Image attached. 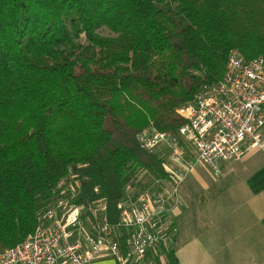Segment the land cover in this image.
Listing matches in <instances>:
<instances>
[{"label": "trees", "instance_id": "16d2710c", "mask_svg": "<svg viewBox=\"0 0 264 264\" xmlns=\"http://www.w3.org/2000/svg\"><path fill=\"white\" fill-rule=\"evenodd\" d=\"M231 50L264 57V0H0V252L76 181L115 221L126 186L165 176L139 131L177 135Z\"/></svg>", "mask_w": 264, "mask_h": 264}, {"label": "built area", "instance_id": "2783aa9c", "mask_svg": "<svg viewBox=\"0 0 264 264\" xmlns=\"http://www.w3.org/2000/svg\"><path fill=\"white\" fill-rule=\"evenodd\" d=\"M221 79L203 86L194 101L176 109L184 120L177 135L152 126L137 134L138 145L163 159L165 176L128 185L108 221V203L97 196L88 206L71 199L79 182L37 213L35 229L0 252V264H88L112 258L118 264H147L162 258L175 238V210L184 180L200 164L212 173L219 162L239 161L245 152L264 153V57L246 59L231 50Z\"/></svg>", "mask_w": 264, "mask_h": 264}, {"label": "crops", "instance_id": "0c3cea01", "mask_svg": "<svg viewBox=\"0 0 264 264\" xmlns=\"http://www.w3.org/2000/svg\"><path fill=\"white\" fill-rule=\"evenodd\" d=\"M200 164L184 180L175 210L172 256L160 264H264V153ZM150 257L147 264L155 263ZM88 264H118L112 258Z\"/></svg>", "mask_w": 264, "mask_h": 264}, {"label": "rangeland", "instance_id": "374dc122", "mask_svg": "<svg viewBox=\"0 0 264 264\" xmlns=\"http://www.w3.org/2000/svg\"><path fill=\"white\" fill-rule=\"evenodd\" d=\"M144 180H146V179L144 178ZM182 184H183V183H182ZM181 186H182V185H181ZM100 196H101V195H100ZM96 197H97V196H96ZM96 197H95V198H96ZM148 263H151V262H148Z\"/></svg>", "mask_w": 264, "mask_h": 264}]
</instances>
